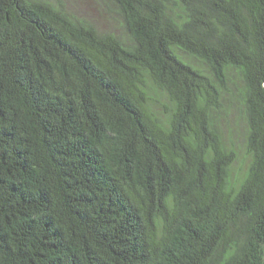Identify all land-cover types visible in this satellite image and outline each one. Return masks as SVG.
<instances>
[{
	"label": "trees",
	"instance_id": "trees-1",
	"mask_svg": "<svg viewBox=\"0 0 264 264\" xmlns=\"http://www.w3.org/2000/svg\"><path fill=\"white\" fill-rule=\"evenodd\" d=\"M112 1L0 0V264H264V0Z\"/></svg>",
	"mask_w": 264,
	"mask_h": 264
},
{
	"label": "rangeland",
	"instance_id": "rangeland-1",
	"mask_svg": "<svg viewBox=\"0 0 264 264\" xmlns=\"http://www.w3.org/2000/svg\"><path fill=\"white\" fill-rule=\"evenodd\" d=\"M53 4L63 7L78 18L94 24L103 32H112L126 39L122 18L118 13L117 6L112 0H48ZM236 79V77H235ZM228 125V124H227ZM229 126V131H228ZM223 126L225 136L229 135L230 140L238 152V160L235 168L245 163L244 155V134L245 123L240 112L235 106L229 116V125Z\"/></svg>",
	"mask_w": 264,
	"mask_h": 264
}]
</instances>
